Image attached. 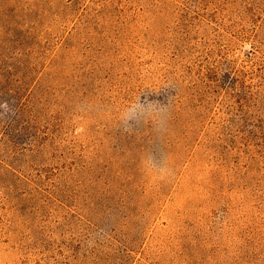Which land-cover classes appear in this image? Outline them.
Returning <instances> with one entry per match:
<instances>
[{
  "label": "rangeland",
  "instance_id": "rangeland-1",
  "mask_svg": "<svg viewBox=\"0 0 264 264\" xmlns=\"http://www.w3.org/2000/svg\"><path fill=\"white\" fill-rule=\"evenodd\" d=\"M0 264H264V0H0Z\"/></svg>",
  "mask_w": 264,
  "mask_h": 264
},
{
  "label": "clouds",
  "instance_id": "clouds-1",
  "mask_svg": "<svg viewBox=\"0 0 264 264\" xmlns=\"http://www.w3.org/2000/svg\"><path fill=\"white\" fill-rule=\"evenodd\" d=\"M12 113L13 109L10 107L8 102H0V119H6Z\"/></svg>",
  "mask_w": 264,
  "mask_h": 264
}]
</instances>
